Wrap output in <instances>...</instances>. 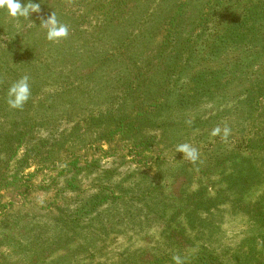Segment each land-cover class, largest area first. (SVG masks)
<instances>
[{
	"label": "rangeland",
	"instance_id": "374dc122",
	"mask_svg": "<svg viewBox=\"0 0 264 264\" xmlns=\"http://www.w3.org/2000/svg\"><path fill=\"white\" fill-rule=\"evenodd\" d=\"M219 1L31 0L40 4L41 11L28 19H14L6 8L0 9V214H7L5 219L0 217V264H27L26 260L39 253L42 244L47 245L49 236L59 238L66 233L68 223L76 222L72 221L76 217L72 200L77 196L76 189L70 191L63 187L66 181L71 184L69 168L93 165L100 157L99 164L107 173L120 165L121 174L116 172L118 176L114 175V178L123 179L137 164L140 156L135 155V151L128 153L115 149L99 155L97 146L107 151L109 145H112L110 148H119L124 143L117 136L114 140L105 141L103 137L99 141L95 136L108 123L101 124L96 119L127 113V121L132 123L135 120V125L149 115L153 117L151 123H155V130L150 127L142 134L156 137L151 148L177 151L176 145L170 143L177 138L176 129L181 125L167 124L166 115L151 111L153 108L149 107L157 102L156 98L160 101L166 96L167 86L171 88L168 99L173 101L181 85V92H185L184 83L188 89L192 87L193 80L189 79L188 73L194 76L204 68L207 69V78H219L221 84L228 79L234 80L232 87L238 84L234 91L239 92L240 88L257 83L248 79L260 73L258 62L251 61L247 55L250 48L241 54L243 61L235 78L229 74L230 67L226 62H231L237 52L242 51L236 50L238 47L218 51L219 60L227 67L223 73V65L216 66L217 62L210 61L209 67L196 59L203 54L206 39L213 38L211 25L215 16L212 12L221 6ZM28 2L21 0V3ZM51 13L59 23L68 27V36L56 42L46 38V30L40 24L41 18L46 19ZM8 43H12L10 48ZM185 64L189 67L181 72ZM24 76L29 79L30 98L22 108L13 109L7 103L8 89ZM254 91L258 94V102L263 105L264 80L257 83ZM231 109V104L224 109L210 102L202 104L199 123L191 125L189 131L180 132L184 136L176 142L195 147L202 156L210 141L197 137L201 132H206L204 135L208 138L213 129L219 128L224 134L227 128V142L238 140L243 129L247 132V139L262 135L263 107L253 113L247 126H241L239 136L237 126L240 121ZM173 111L178 119H172L179 121L176 108ZM194 117L189 112L187 120ZM131 140L132 137L128 136L124 142L131 144ZM50 146H56L53 158L42 161L46 158L43 150ZM72 151L78 152L76 156L70 155ZM179 155L187 159L182 153ZM153 172L150 170L149 174ZM194 177L197 179L198 175L195 173ZM180 179L173 185V191L182 185ZM136 181L135 176L125 180L128 185ZM159 182L165 184L164 193L170 194L169 180L163 178ZM61 196H65L64 199ZM65 208H68L66 212L70 211L66 216L62 211ZM78 214L80 226L89 224L85 216ZM125 214L121 209L105 211V215L99 218L101 221H95L88 227L90 229H80L73 236L81 244L93 246L91 250L96 261L100 246H105L106 250L112 248L107 246L112 234L102 233V228L117 219H123L119 225L123 224ZM215 215L220 229L211 243L215 254L227 264L234 263L233 254L252 255L251 264H264V225L250 221L245 215L235 217L226 206ZM150 229L147 231L150 236L139 235L146 237V241L142 244L136 241L141 250L150 251L153 247V232L158 231V224ZM128 235L127 231L124 240L119 238L123 246L117 249L118 254L122 248H131L128 239L131 235ZM250 236L253 241L248 240ZM94 238L96 244L92 243ZM59 244L54 245V250L53 245L45 248V261L48 258L61 260L62 256L78 258L71 254L66 244L63 248L57 247ZM116 252L115 261L118 258ZM89 253L90 250L83 252L80 259L86 257L89 260ZM101 258L105 260L106 256Z\"/></svg>",
	"mask_w": 264,
	"mask_h": 264
},
{
	"label": "trees",
	"instance_id": "16d2710c",
	"mask_svg": "<svg viewBox=\"0 0 264 264\" xmlns=\"http://www.w3.org/2000/svg\"><path fill=\"white\" fill-rule=\"evenodd\" d=\"M219 4L221 6L215 8L214 13L212 12L215 16L211 25L213 38L206 39L207 43L202 48L203 54L196 59L201 60L199 63H207L208 66L210 61L217 62L216 66L223 65V73L227 67L219 60L218 51L226 50L229 47H233V49L238 47L236 50L241 49L242 51L237 52L236 58L231 62H226V66L230 67L229 74L235 78L237 69L243 61L241 54L250 48L247 55L251 57V61L258 62L260 73L256 74L255 71L257 77L248 79L260 83L264 80V0H220ZM11 46L12 43L7 44L8 48ZM13 50L14 48L11 49L12 52ZM215 54L216 56H214ZM188 67L185 64L181 72L186 71ZM206 72L207 69L204 68L194 76L188 73L189 79L193 80L190 89L184 83L185 92H181V85L177 96L171 101L167 96V93L169 95L171 92V88L167 86L168 92L166 89L164 92L166 96H163L160 101L156 98L157 102H153L149 106L150 109L153 108L151 111L166 115L167 124L181 125L176 129L178 130L175 134L177 138L170 143L172 146L176 145V149L178 145L182 144L176 140H181L184 136V134L180 135V132L189 131L191 125L199 123L202 104L210 102L223 109L227 104H231V111L237 115L240 121L237 126L238 136L241 126L248 125L253 113L260 107L264 108V104L258 102V94L254 91L257 83H251L250 86L243 89L240 88L241 91L238 92V90L234 91L238 84L232 87L234 80L228 79L227 82L221 84L219 78H207ZM173 108H176L179 121ZM189 112L191 116H195L190 121L187 120ZM127 118H129V114L125 113L96 119L101 124L108 123V125L104 126L105 129L98 131L95 137L99 141L103 137L105 141L114 140L116 136L119 137L120 142L124 143L123 146L110 148L112 145H109L107 151L101 150V147L97 146L99 155L111 153L115 149L127 150L128 153L135 151V155L140 156L136 160L137 164H134L135 167L123 179L114 178V175L118 176L116 172L121 174L120 165L112 167L107 173L99 164L100 157H97L98 160L93 165L86 164L76 167L74 165L69 168L71 184L69 182L67 184L66 181V185L63 187L70 191L76 189L77 196L72 199L75 203L73 208L76 210L74 213L76 217L72 218V221L76 222L68 223L66 233H63L64 235L59 238L49 236L47 245L44 247L42 244L39 253H35L32 259L30 256L26 260L27 264H38V262L46 264H227L223 262L222 257L215 254L213 245H211L214 234L220 230L215 215L220 208L226 206V210L234 214L235 217L243 218L245 215L250 221L264 225V132H261L260 136H251L247 139V132L243 129L240 138L233 142H227L229 136L225 137L221 132L215 136L211 134L208 138L204 135L206 132H201L202 134L200 133L197 137L205 138L201 140H209L210 144L204 148L202 156H199L195 162H191L181 158L180 153L176 150L171 152L168 151V148L158 150L151 148L156 137L145 136L142 133L148 128H155V123H151L153 117L148 115L135 125H133L135 120L131 123L127 121ZM232 130L234 131V129ZM128 136L132 137L131 144L124 142ZM139 137H145V139L142 140ZM55 147L50 146L49 149L43 150L46 158L42 161L53 158ZM76 153L78 152L72 151L70 155L76 156ZM147 153H151V155ZM121 164L126 163L122 162ZM95 170L96 172H94ZM150 170H154L151 175L149 174ZM64 172H67L66 168ZM195 173L198 175L197 179L194 177ZM134 176L137 178V183L128 185L125 180ZM163 178L169 180L170 194L164 193L165 184L159 182ZM180 178H182V185L173 191V185ZM61 197L64 199L65 196ZM72 200H69V203ZM133 208L138 210L134 213L131 210ZM111 209L117 211L121 209L127 213L125 214L126 219L123 224L119 225L123 219H117L102 228V233L112 234L107 243V246L112 248L106 250L105 246H100L97 249L98 256L94 261L91 250L93 246L90 243L81 244L73 235L80 229H90L88 227L91 224L101 221L99 218L105 215V211ZM67 210L68 208L62 210L63 213L65 212V216L70 212H66ZM77 210L89 220V224L86 226L78 224L77 220L80 216ZM6 215L5 212H2L0 217L5 219ZM155 224H158V231L153 232V247L150 251L141 250L138 247L139 244L146 241L144 236H150L147 231L157 228L150 229ZM161 224L163 227H159ZM127 231L131 235L128 238L131 248H122L118 254L116 251L120 246H123L122 240H124ZM142 233L143 238L139 237ZM25 236L29 237L27 234ZM155 236L158 237L155 239ZM92 240L90 242L96 244V238ZM98 240L101 241L100 238ZM248 240L253 241V236H250ZM56 243H60L57 245L60 248L66 244L71 254L78 258L62 256L61 260L48 258L45 261L46 257L43 255L45 248L53 245L52 249L54 250ZM88 250H90L89 256H87L89 260L86 257L81 260L79 255ZM114 252L118 256L116 261ZM103 256H106L105 260L101 258ZM233 257L235 258L233 264H251L252 258H254L252 255L251 257L249 255L242 257L238 254H233ZM99 258L101 260L97 261Z\"/></svg>",
	"mask_w": 264,
	"mask_h": 264
},
{
	"label": "clouds",
	"instance_id": "9594fccd",
	"mask_svg": "<svg viewBox=\"0 0 264 264\" xmlns=\"http://www.w3.org/2000/svg\"><path fill=\"white\" fill-rule=\"evenodd\" d=\"M3 8H6L8 14L14 19L19 17L28 19L33 13L41 11L40 4L33 3L31 0L28 3H21V0H0V9ZM40 24L46 30V38L49 41L56 42L68 36V27L59 23L54 13H51L46 19L41 18ZM30 94L29 79L24 76L9 87L7 103L13 109H20L29 100ZM219 132L220 129L216 128L212 135L215 136ZM228 132L229 130L225 128V137ZM177 152L182 153L191 162H195L199 157L198 150L187 143L178 145Z\"/></svg>",
	"mask_w": 264,
	"mask_h": 264
}]
</instances>
